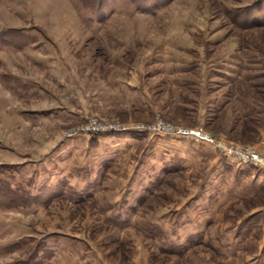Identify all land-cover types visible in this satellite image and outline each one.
<instances>
[{"label":"rangeland","instance_id":"rangeland-1","mask_svg":"<svg viewBox=\"0 0 264 264\" xmlns=\"http://www.w3.org/2000/svg\"><path fill=\"white\" fill-rule=\"evenodd\" d=\"M167 1H0V264H264V0Z\"/></svg>","mask_w":264,"mask_h":264},{"label":"built area","instance_id":"built-area-1","mask_svg":"<svg viewBox=\"0 0 264 264\" xmlns=\"http://www.w3.org/2000/svg\"><path fill=\"white\" fill-rule=\"evenodd\" d=\"M104 130H111V128H107ZM170 130L179 134L196 135L200 139L213 142V139L209 135H207L206 133H202L200 131H194L189 129H175V128H170ZM226 150L229 154L234 155L239 161L253 164L264 170V149H258L254 147L232 146L226 148Z\"/></svg>","mask_w":264,"mask_h":264},{"label":"trees","instance_id":"trees-1","mask_svg":"<svg viewBox=\"0 0 264 264\" xmlns=\"http://www.w3.org/2000/svg\"><path fill=\"white\" fill-rule=\"evenodd\" d=\"M0 1H1V0H0ZM136 1H137V0H136ZM170 1H172V0H168L167 2H170ZM162 5H163V4H162ZM140 10H144V9L141 8Z\"/></svg>","mask_w":264,"mask_h":264}]
</instances>
